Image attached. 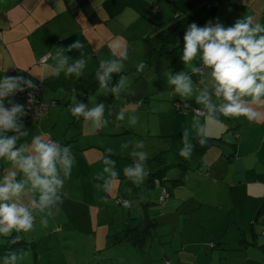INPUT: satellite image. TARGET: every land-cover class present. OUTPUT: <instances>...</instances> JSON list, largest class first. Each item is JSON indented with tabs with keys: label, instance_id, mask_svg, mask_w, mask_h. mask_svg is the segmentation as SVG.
Listing matches in <instances>:
<instances>
[{
	"label": "rangeland",
	"instance_id": "374dc122",
	"mask_svg": "<svg viewBox=\"0 0 264 264\" xmlns=\"http://www.w3.org/2000/svg\"><path fill=\"white\" fill-rule=\"evenodd\" d=\"M57 1L61 2V0ZM64 1L62 0V3L66 8ZM101 1L103 7L108 10H111L115 2L108 0V5L104 3L107 0ZM131 1L125 0V3ZM135 2L142 4V9L134 5L132 9L128 8L121 12L118 19L110 20L103 27L99 26V57H103L101 60L115 58L109 45L119 38L128 51V59L124 61V66L133 61L145 63L143 72H138L136 67L126 74H119L128 78L129 87L135 94L127 95L122 92L119 99H116L111 93L105 95L104 90L100 88L95 91L90 90L92 92H87L85 89L82 91L81 86H78L79 79L75 80L70 84V92L73 94L75 91H82L83 95L79 102L89 107L103 103L105 119L109 123L99 130L95 129L91 122H85L83 118L76 119L73 124L75 123L78 130H83V135L79 138L80 143L86 138L98 135L99 132V154L85 151L90 163L99 164V171L103 168V158L106 156L103 150L110 141L109 134H119L118 147L114 142L109 143L110 147L116 148L117 154L111 158L116 161L118 178L124 176L123 168L133 162L129 153L136 141L144 142L145 146L142 150L148 153L146 161L148 171L160 167L166 168L159 171L161 175H158L159 172L152 173L154 181L146 178L139 187L128 181V199L120 198L130 203V207L119 205L116 199L118 193L114 192L113 199L107 198V201H112L110 203L112 207H108L103 200L104 192L97 187L92 186V196H89L90 186L85 182L87 178L81 180L85 187L83 197L82 192L77 188L80 180L71 181L74 185L70 188L66 183L63 191L69 189L72 199L77 200L69 203L70 214L60 212L61 216L48 217L46 228L40 226V218L37 216L34 230L21 234L22 238L25 235L28 241H32L29 243L31 248H18L21 242L11 244L10 237L0 236V264H3V256L7 252L17 249L30 252L21 264H97V261L103 258L97 252L105 241L103 235L107 231L113 232L112 228L122 232L131 227L126 223H120L119 216L125 217L126 222L133 221L137 217L140 220L144 210L155 219L147 231L146 252L140 256L144 261L150 257L153 260L152 264H165L163 258L170 264H242L243 260L245 264H261L256 259H259L258 255L264 257L261 249L264 246V224L261 225V222H264L262 187L257 185L251 189L245 184L239 188L237 184L229 183L230 173L224 176V181L205 184L203 179L208 175L204 168H200L202 165L200 157L192 153L191 159L185 160L179 155L183 145L176 143L172 135L183 133L186 127L191 128L192 118L195 115L193 108H201V106L194 101L183 103L167 82H160L169 72L173 75L184 70L190 75L191 72L190 69H185L181 60L182 55L174 54L172 43H165V47H162L158 35L161 32L165 34L181 29L183 22L196 23L200 27L208 22L213 25L219 22L225 27H230L247 15L253 16L256 21H261L264 0H135ZM122 7V4H119L118 9ZM210 7H215L212 15L208 12ZM36 11L39 14L46 11L48 15H53L52 22L57 27H61L56 8L52 10L50 7L37 6ZM67 12L70 14L69 11ZM65 24L74 23L65 21ZM183 47L184 42L179 48L182 54ZM174 62L177 66H173V69L171 64L174 65ZM198 62L201 61L196 60L193 63L198 66ZM91 69L95 70L93 63L86 65L84 70ZM119 75L113 74L111 86H115ZM204 78L206 80L210 78L207 72ZM197 79L201 77L192 75L194 82ZM185 103L190 106L185 107ZM65 109L62 113L56 111L59 121L56 125L51 124L57 134L66 126L65 118L71 115L70 108ZM121 109L125 110L123 122L116 120V115ZM46 115L47 113L42 118ZM132 115L138 118L136 125L128 123V117ZM42 118L39 121V133L47 134L50 139L54 138L49 133L50 130L43 126L47 123ZM219 122H224L223 117H220L215 124ZM226 128L223 126L224 130ZM192 134L195 135L194 132ZM222 134L225 139L227 135L232 136L230 130ZM128 142H131L129 148L121 149V144ZM214 149L215 147L209 148L203 155L204 161L208 164L211 161L207 158H210ZM72 152L74 154V150ZM157 155L159 159L155 160ZM169 163L172 164L168 165ZM249 178L254 180L253 176ZM163 189L166 190L167 196L162 202L160 194ZM62 195L66 196L64 193ZM64 196L62 205L68 204ZM123 200L119 199V203L121 204ZM141 200H147L149 203L145 207H140ZM137 206L140 207L141 213L135 211ZM261 206H263L262 210H260ZM128 215L130 220L126 218ZM32 234L35 235L34 240L30 238ZM218 239L229 246H237L232 251H238L243 256L229 255L227 251L220 250ZM111 241L112 237L111 240L108 239V244ZM255 242L257 246L252 247L255 246ZM227 250L231 251V249ZM113 256L116 261L120 259L116 254ZM130 260L131 263L135 261L132 253Z\"/></svg>",
	"mask_w": 264,
	"mask_h": 264
},
{
	"label": "clouds",
	"instance_id": "9594fccd",
	"mask_svg": "<svg viewBox=\"0 0 264 264\" xmlns=\"http://www.w3.org/2000/svg\"><path fill=\"white\" fill-rule=\"evenodd\" d=\"M183 40L181 60L185 69H190L191 75L185 70L175 75L169 72L167 84L181 101L194 99L201 106L195 109L191 128L183 129V146L179 155L190 160L195 147L193 139L203 147L209 138V124L216 123L220 117H243L250 123L264 122V24L256 22L251 15L238 19L230 27L219 22L214 25L208 22L203 27L192 23ZM83 47L78 40L67 49L59 48L53 57L55 65L42 62L43 69L57 77L63 72L65 76L80 78L87 63L84 53H80V58L70 60L65 52ZM109 48L115 58L100 61L95 72L99 88L104 90L105 95L111 93L116 99L122 92L134 95L128 78L119 75L124 69V61L128 59L126 46L117 38ZM196 60L201 61V66L193 63ZM145 67L144 62H139L137 71L143 72ZM206 72L209 80L204 78ZM113 74L119 75L115 86H111ZM192 75H198L201 79L194 83ZM36 87L32 80L22 76L5 75L0 78V161L8 165L0 178V236L11 237V244L18 243L22 239L21 234L34 230L37 216L41 227L48 226V217L60 210L64 182L70 177L76 162L69 146L53 141L47 134L34 135L30 142L24 140L29 136V130L22 121L27 112L23 105L9 98ZM29 97L31 99V93ZM5 100L10 107H6ZM189 106L185 103V107ZM69 111L77 120L83 118L85 122H91L97 130L109 123L105 119L103 103L89 107L78 102L76 95H73ZM201 117L204 118L203 123ZM116 120H125L124 109L117 113ZM137 122L135 115L128 117L130 125ZM130 143L121 144V149H128ZM144 146L143 141L135 142L129 153L133 162L123 168L125 179L137 187L149 175L146 168L148 153L142 150ZM105 152L107 155L103 158L102 171L94 173V178L102 183L95 186L111 196L119 173L116 161L111 158L115 150L108 147ZM103 200L108 202L107 197ZM29 255L30 252L23 249L11 250L3 256V264H21Z\"/></svg>",
	"mask_w": 264,
	"mask_h": 264
},
{
	"label": "crops",
	"instance_id": "0c3cea01",
	"mask_svg": "<svg viewBox=\"0 0 264 264\" xmlns=\"http://www.w3.org/2000/svg\"><path fill=\"white\" fill-rule=\"evenodd\" d=\"M114 1V6L111 10H108L103 7V2L101 0H65L64 2L67 9L64 8L62 0L60 3H58L57 0H8V2L7 0H0V78L5 75L22 76L25 79L32 80L33 83H39L41 84V90L38 95L39 99L45 102H54L48 110L47 115L42 118L47 123L43 126L48 131L50 130L49 133L54 137L51 139L63 146H70L71 150H74L73 155L76 162L72 168L70 177L65 180L64 185L68 183V188H70L74 185L71 181H74L75 179L80 180L77 188L82 192V197L84 196L85 187L81 180L87 178L85 182L90 186L88 189V193H90L89 196H92V186L96 187L95 185L97 183H102V181H97L94 178V173L96 172H93H99V164L90 163L85 155V151H92L93 153L99 154V132L98 135L86 138V140H82L83 143H80L79 138L82 137L83 130H78L76 125H74L75 123L73 124L76 120L73 116L70 115L65 118L64 123H66V126L58 134L54 132V127L52 128L51 124L53 123L56 125L59 121L56 111L62 113L66 110L65 108H70L73 95H76V99L79 102V99L82 98V91L84 89L87 92L99 89L98 86L94 90L88 91L90 85L98 83L95 78V72L99 68V63L103 58L99 57V26L103 27L104 25H107L110 20L118 19L121 12L128 8L132 9L134 5L142 9V4H137L135 0H132L129 3H125V0ZM104 3L109 5L108 0ZM119 4H122L123 6L120 10L118 9ZM37 6L42 8L50 7L52 10L56 8L60 16L61 27H57V25L52 22L53 15H48L46 11H43L41 14L37 13ZM67 11H69L70 14ZM260 19L261 21L256 22L264 24V16ZM105 20L106 22H104ZM65 21L73 22L74 24H65ZM190 23L192 22H183L181 28L188 27ZM78 40L84 45V47L80 50L66 51L65 55H67L70 60H75L80 58V53L83 52L84 58L87 61L86 65L93 63L95 70H84V73L80 78H76L75 76H65L63 72L57 77L50 72H46L43 69L42 64H37L38 60L43 55L48 54V58L43 63L54 66L55 60L53 57L57 50L59 48L67 49L71 44ZM180 53L181 51L179 50V54ZM71 62L72 61H70V63ZM137 63L138 62L136 61L131 62V64L129 62L124 66V69L120 74H126L129 71H132L137 67ZM197 64L198 67L201 66V62H198ZM171 67L173 68V64H171ZM30 73L33 75H30ZM78 79V86H81L82 91H75L72 94V92H70V84ZM198 81L199 79L194 83ZM160 82H167V75ZM70 95L71 97H69ZM192 101H194V99H190L187 102L192 103ZM182 102L184 103L185 101ZM5 105L6 107H10L7 100H5ZM179 111H181L180 108ZM201 118L203 123L204 118ZM223 120L224 122H219L217 125L214 123L209 124L208 126L209 136L220 137V140H217L216 144L206 148L203 153L196 154L195 150H193V154L200 157V162L202 163L200 168H204L206 175H208L205 176L203 182H205V184L221 182L224 181V176L230 173L229 183L237 184L239 188L247 184L251 189L260 185L262 187V192L264 193V182H257L258 180L264 181V122L250 123L243 117L240 119L223 117ZM22 121L24 127L29 130V136L24 138V140L30 142L32 136L40 134V122L28 119L25 116L22 117ZM222 123L224 125H222ZM223 126L227 127L226 130L223 129ZM228 130L232 132V136L227 135L226 139L228 140H226L222 133ZM12 134L13 133H9V135ZM176 135H172L175 137V142L182 144V137H177ZM108 136L110 137L109 143L114 142L116 147L120 145L119 134H109ZM108 145L106 148L110 147V145ZM211 147H215V149L210 154V158H207L208 161H211L210 164H208L204 161L203 155ZM106 148L103 150L105 155H107L105 152ZM111 148H113L115 154H117L116 148ZM154 159H159V155ZM179 159H181V157ZM170 164L172 163H169L168 165ZM7 167L8 165L3 161H0V178L5 174ZM165 168L166 167H160L154 170H149L147 178L150 181H154L151 174L159 172ZM209 170L210 175L212 176L209 175ZM158 175H161V173L159 172ZM250 176H253L254 180H250ZM212 178L214 181H210ZM251 181L255 182L253 183ZM211 188L213 189L212 185ZM69 192V189L63 191L66 195L63 196L68 200V204H61L59 206V212L51 217L61 216L62 214L60 212L70 214L71 207L69 203L77 200H73ZM113 192L116 194L118 193L116 199H118L117 203L119 205H121L119 199L123 200L120 197L128 199L129 185L128 180H126L124 176L118 178V182L115 185ZM103 195L109 199L114 198L113 194L108 196V194L103 193ZM111 202L112 201H108L106 203L110 208L112 207L110 205ZM148 203L147 200H141L139 206L145 207ZM139 206L135 208V211L141 213ZM127 207H130V203ZM143 212L144 215L140 216V220L139 217H137L136 219L131 218L133 221L126 222L124 221L125 217L119 216L120 223H126L127 226H131L126 229H132V232H129L128 236L122 241L115 243V235L122 232H119L117 228H112L113 232L107 231L103 235L105 241H103V244L97 249L98 254L100 253L103 256V258H100L97 261V264H152L151 262L153 260L150 257H147L146 261L140 257L146 252L148 245V236L145 238L142 237L144 234L143 231L148 225L147 221L148 219H153L152 221L155 220L147 213V210H144ZM262 216H264V211L262 212ZM126 218L130 220L129 215ZM263 224L264 222H261V225ZM111 237L112 241L108 244V239L111 240ZM30 238L34 240L35 235L32 234ZM142 238L145 240L143 242V249L141 250L137 243ZM217 241L220 250L227 251L229 255L243 256L238 251H232V249L237 246H229L227 243L219 241V239ZM20 242L21 244L18 245V248H31L29 243L32 241H28L25 235ZM254 244L255 246L252 247L257 246V242ZM227 249H231V251H228ZM131 253L135 256V261L132 263L130 260ZM108 254H110V256H108ZM114 254L118 255L120 259L116 261L113 256ZM165 258L167 257L165 256ZM257 258L259 259L256 260L260 261L261 264H264V257L262 258V255H258ZM163 260L167 261L164 258ZM242 264H245L244 260L242 261Z\"/></svg>",
	"mask_w": 264,
	"mask_h": 264
},
{
	"label": "trees",
	"instance_id": "16d2710c",
	"mask_svg": "<svg viewBox=\"0 0 264 264\" xmlns=\"http://www.w3.org/2000/svg\"><path fill=\"white\" fill-rule=\"evenodd\" d=\"M215 8V7H214ZM214 8H212V9H209V14L210 15H212V13H214ZM263 16H264V12H263ZM187 28L188 27H184V28H181V30H179V31H177V30H173V31H170V32H167V33H163V32H161L159 35H158V37H159V40L161 41V43L163 44V46L162 47H165V43H172V49H173V51H174V54H179V48H180V45L184 42V40H183V37H184V34H185V32H186V30H187ZM181 55H182V53H180ZM38 64V63H37ZM173 66H177V64H176V62H174V65ZM35 84H37V83H35ZM99 86V84L98 83H93L92 85H90L89 87H88V91H90V90H94L96 87H98ZM39 93H40V91H39ZM39 93L37 94V99L38 100H40L39 99V97H38V95H39ZM9 99H11V98H9ZM15 103H18V104H21L22 105V101H15V100H13ZM40 101H42V100H40ZM42 102H45V101H42ZM47 103H50L51 105L49 106V109H50V107L54 104V102H47ZM25 117H27V116H25ZM26 119V118H25ZM28 119H30V118H28ZM34 120V119H33ZM35 121H37V122H39L38 120H35ZM182 134L183 133H179L178 135H176L177 137H182ZM217 140H220V137H215V136H209V138H208V140H207V143L202 147V146H200L194 139H193V144L195 145V147H194V150H195V152H196V154H200L201 152L203 153L204 151H205V149L206 148H208L209 146H211V145H214V144H216V141ZM159 174V173H158ZM164 201V199L162 200V202ZM264 206V205H263ZM263 206H261V208H260V210H262V207ZM152 220L153 219H148V225L146 226V228H145V230L143 231V238H145V237H147V231L149 230V226L152 224ZM129 232H132V229H125V230H123L122 231V233H121V235L120 234H116L115 235V243H117V242H120V241H122L125 237H127L128 236V233ZM140 239V241L137 243L138 244V246L141 248V250L143 249V242H144V240L145 239ZM10 240H11V237H10ZM20 242V241H19ZM261 249H262V251H263V253H264V246H262L261 247Z\"/></svg>",
	"mask_w": 264,
	"mask_h": 264
},
{
	"label": "built area",
	"instance_id": "2783aa9c",
	"mask_svg": "<svg viewBox=\"0 0 264 264\" xmlns=\"http://www.w3.org/2000/svg\"><path fill=\"white\" fill-rule=\"evenodd\" d=\"M212 7H210L211 9ZM264 12V9H263ZM48 58V54L43 55L39 60L38 64L41 65L42 62H44ZM35 89H26L24 92L17 93L14 97H10L12 100L15 101H22V105L25 108V111L27 112V118L34 119L40 121V119L47 113L50 103L42 102L37 99V94L41 90V84H36ZM29 93H31V99L29 97ZM195 109L193 108L194 112ZM167 192L165 189H163L162 194H160V200H163L166 198ZM126 200L121 201L122 206H128L129 203ZM165 264H170L168 261H165Z\"/></svg>",
	"mask_w": 264,
	"mask_h": 264
},
{
	"label": "bare ground",
	"instance_id": "6f19581e",
	"mask_svg": "<svg viewBox=\"0 0 264 264\" xmlns=\"http://www.w3.org/2000/svg\"><path fill=\"white\" fill-rule=\"evenodd\" d=\"M162 201V200H161Z\"/></svg>",
	"mask_w": 264,
	"mask_h": 264
}]
</instances>
